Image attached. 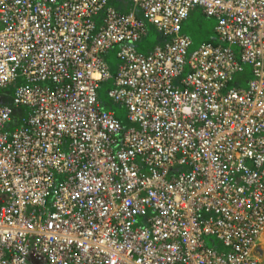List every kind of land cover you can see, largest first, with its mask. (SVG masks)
Returning a JSON list of instances; mask_svg holds the SVG:
<instances>
[{
  "label": "built area",
  "instance_id": "obj_1",
  "mask_svg": "<svg viewBox=\"0 0 264 264\" xmlns=\"http://www.w3.org/2000/svg\"><path fill=\"white\" fill-rule=\"evenodd\" d=\"M263 235L264 0H0V264H264Z\"/></svg>",
  "mask_w": 264,
  "mask_h": 264
},
{
  "label": "rangeland",
  "instance_id": "obj_2",
  "mask_svg": "<svg viewBox=\"0 0 264 264\" xmlns=\"http://www.w3.org/2000/svg\"><path fill=\"white\" fill-rule=\"evenodd\" d=\"M217 26V21L215 19H206L203 17L200 11H197L193 14L192 19H190L184 26L185 33H192L193 31L197 32H205V31H212ZM194 40V39H193ZM204 39H200L198 41L194 40V44L190 49V52H193L197 49ZM159 43V35L154 28H150V34L148 38L144 39L139 45L138 50L142 53H148L150 50L154 48L155 45ZM118 49H114L110 51L106 55V62L110 68V72L113 77H115L119 70L120 62L117 58ZM114 80L112 79L109 83H103L101 85L100 100L105 103L106 111H113L117 115V117L122 120L127 128V110L126 108L122 107L121 105L114 104L110 99H108V91L113 88ZM11 88V87H10ZM9 88V89H10ZM52 202V198L48 201L50 205ZM263 262V260H262ZM264 263V262H263Z\"/></svg>",
  "mask_w": 264,
  "mask_h": 264
},
{
  "label": "trees",
  "instance_id": "obj_3",
  "mask_svg": "<svg viewBox=\"0 0 264 264\" xmlns=\"http://www.w3.org/2000/svg\"><path fill=\"white\" fill-rule=\"evenodd\" d=\"M193 17V16H192ZM192 17L190 19H192ZM214 29H212V31H205V32H197V31H193L192 33H187L189 35H191V37L195 40V41H198L200 39H204L203 42H206V43H214L216 41V35L214 34ZM12 94V92H11ZM99 98H100V94H99ZM10 101V96H9V99H7V102ZM101 101V100H100ZM102 102V101H101ZM102 104L105 105V107L107 106L105 103L102 102Z\"/></svg>",
  "mask_w": 264,
  "mask_h": 264
},
{
  "label": "crops",
  "instance_id": "obj_4",
  "mask_svg": "<svg viewBox=\"0 0 264 264\" xmlns=\"http://www.w3.org/2000/svg\"><path fill=\"white\" fill-rule=\"evenodd\" d=\"M213 31H214V30H213ZM150 51H151V50H150ZM150 51H149V52H150ZM149 52H148V53H149ZM148 53H146V54H148ZM260 249H261V250H260ZM262 249H263V250H262ZM258 250H259V252L262 251L261 254H263V255H261V254H260V255H261V258H262V260H263V262H264V253H263V251H264V235L262 236V238H261V240H260V243H259V249H258Z\"/></svg>",
  "mask_w": 264,
  "mask_h": 264
},
{
  "label": "bare ground",
  "instance_id": "obj_5",
  "mask_svg": "<svg viewBox=\"0 0 264 264\" xmlns=\"http://www.w3.org/2000/svg\"><path fill=\"white\" fill-rule=\"evenodd\" d=\"M261 250V249H260ZM263 250V249H262ZM262 252V251H261ZM263 253H264V251H263ZM263 255V254H262Z\"/></svg>",
  "mask_w": 264,
  "mask_h": 264
}]
</instances>
